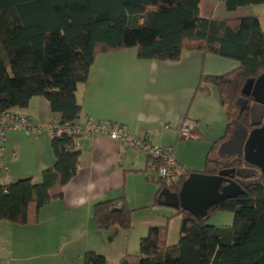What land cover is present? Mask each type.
<instances>
[{
  "label": "trees",
  "instance_id": "1",
  "mask_svg": "<svg viewBox=\"0 0 264 264\" xmlns=\"http://www.w3.org/2000/svg\"><path fill=\"white\" fill-rule=\"evenodd\" d=\"M203 0H0V113L25 110L32 99L49 101L61 124H76L82 115L78 87L88 81L99 55L136 49L144 61L177 62L183 52L236 61L240 67L224 76L204 77L198 92L217 89L228 121L226 141L237 120L249 131L251 98L243 95L250 80L264 74V32L258 18L234 21L206 19ZM228 11L264 5V0H221ZM248 101L240 114L239 101ZM75 136L53 137L55 164L42 174L40 184L31 178L0 186V222L29 224L36 210L63 197V188L76 176L81 153ZM216 148L212 149L213 151ZM239 160L223 161L210 154L198 174L216 176L224 170L245 167ZM176 168L170 185L151 179L161 190L179 194L191 172ZM180 242L168 247V227L154 228L140 242L139 255L117 264H264V174L259 186L244 195L211 207L205 218L183 209ZM217 213L234 216L233 227H212ZM93 221L99 231H131L133 211L125 199L95 205ZM84 264H112L88 252Z\"/></svg>",
  "mask_w": 264,
  "mask_h": 264
},
{
  "label": "crops",
  "instance_id": "2",
  "mask_svg": "<svg viewBox=\"0 0 264 264\" xmlns=\"http://www.w3.org/2000/svg\"><path fill=\"white\" fill-rule=\"evenodd\" d=\"M201 13L215 21L255 17L264 32V5L230 12L221 0H203ZM239 67L236 61L199 52H183L177 62L140 60L136 49L99 55L87 83L78 87L82 115L77 123L92 118L118 125L137 138L171 148L177 168L194 172L187 165L179 128L184 120L194 122V134L200 140L192 142L200 144L191 145L209 146V154L218 159L228 121L216 88L210 86L206 94L198 92V87L204 77L224 76ZM12 112L27 117L35 129L30 135L21 130L8 133L3 155L7 171L0 170V186L26 178L38 185L43 172L55 164L53 136L45 128L60 123L61 117L42 97L32 99L27 109ZM75 138L80 165L77 176L63 188V197L39 211L31 207L26 226L0 222V264H84L88 252L117 264L126 256H134L147 232L166 226L159 214L147 232L126 233L117 228L99 231L93 221L95 205L125 199L134 217L164 200L160 199L159 186L150 183L159 176L149 169L144 154L127 150L107 136Z\"/></svg>",
  "mask_w": 264,
  "mask_h": 264
},
{
  "label": "water",
  "instance_id": "3",
  "mask_svg": "<svg viewBox=\"0 0 264 264\" xmlns=\"http://www.w3.org/2000/svg\"><path fill=\"white\" fill-rule=\"evenodd\" d=\"M243 95L251 98L249 131L240 122H232L231 136L217 151L218 159L239 160L247 166L224 170L216 176L193 173L184 182L179 194L165 189L160 196V206L183 209L196 218H205L211 207L244 195L250 187L259 186L264 174V74L257 80H250L243 88ZM248 101H239L240 114Z\"/></svg>",
  "mask_w": 264,
  "mask_h": 264
},
{
  "label": "built area",
  "instance_id": "4",
  "mask_svg": "<svg viewBox=\"0 0 264 264\" xmlns=\"http://www.w3.org/2000/svg\"><path fill=\"white\" fill-rule=\"evenodd\" d=\"M196 124L190 120H184L179 128V136L183 141H199L194 134ZM35 127L27 117L13 112L0 113V170L7 171L4 165V151L9 132L23 131L30 135ZM42 128H40L41 130ZM53 137L63 136H107L127 150H135L144 154L149 160V169L157 173L164 184L170 185L173 181L177 160L171 148H163L150 142L137 138L124 128L110 122L101 123L89 118L83 123L61 124L53 123L45 128ZM44 129V130H45Z\"/></svg>",
  "mask_w": 264,
  "mask_h": 264
},
{
  "label": "rangeland",
  "instance_id": "5",
  "mask_svg": "<svg viewBox=\"0 0 264 264\" xmlns=\"http://www.w3.org/2000/svg\"><path fill=\"white\" fill-rule=\"evenodd\" d=\"M214 90L218 94L217 89ZM191 144L196 145V144H200V142L193 143L192 141L181 140V145L185 147L184 152L186 155L185 158L188 167L192 171L200 173L204 170L207 158L210 155L209 154L210 148L209 146L208 148L207 147L204 148V147L192 146ZM181 172H182L181 170L178 171L179 174ZM150 183L152 185H156L157 188L159 186V189H161V185H158L154 182H150ZM164 190L165 189L161 190L162 191L161 194L163 193ZM157 204L158 205L155 207H151L146 210L139 211L137 215L133 217L132 227H131L132 229L128 233H131L133 231L134 234H138L141 232L142 229L147 232L149 227H151L154 224L152 220L155 217H157L159 214H161L165 219V224H164L166 225L165 227H168L169 229L168 247L174 248L177 245H179L180 242V235H181L180 228H181L182 215L177 209L166 206H160L159 202H157ZM32 209L35 210V208L33 207L31 208V210ZM207 224L212 227H220V228L233 227L234 216L230 213H217L207 222ZM132 247H134V245ZM101 253H104L103 249L101 250ZM140 253H141L140 244H138L137 252L134 255H139Z\"/></svg>",
  "mask_w": 264,
  "mask_h": 264
},
{
  "label": "flooded vegetation",
  "instance_id": "6",
  "mask_svg": "<svg viewBox=\"0 0 264 264\" xmlns=\"http://www.w3.org/2000/svg\"><path fill=\"white\" fill-rule=\"evenodd\" d=\"M247 167V166H246Z\"/></svg>",
  "mask_w": 264,
  "mask_h": 264
}]
</instances>
